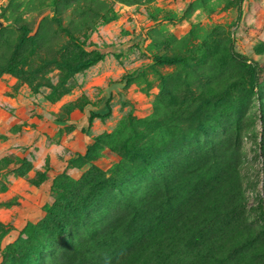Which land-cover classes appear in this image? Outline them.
Returning a JSON list of instances; mask_svg holds the SVG:
<instances>
[{
  "label": "rangeland",
  "instance_id": "rangeland-1",
  "mask_svg": "<svg viewBox=\"0 0 264 264\" xmlns=\"http://www.w3.org/2000/svg\"><path fill=\"white\" fill-rule=\"evenodd\" d=\"M0 19V264H123L105 236L161 231L143 264H264V0H0Z\"/></svg>",
  "mask_w": 264,
  "mask_h": 264
},
{
  "label": "trees",
  "instance_id": "trees-1",
  "mask_svg": "<svg viewBox=\"0 0 264 264\" xmlns=\"http://www.w3.org/2000/svg\"><path fill=\"white\" fill-rule=\"evenodd\" d=\"M236 58H238L241 62L243 63H246V59L245 58H239L238 57V54L233 52L232 53ZM155 60L159 63H162V62H169L170 61V58L169 57H166V56H155ZM107 106V111H105V113H108L109 111V106ZM96 113V112H95ZM96 114L98 115H102L104 113H99L97 112ZM53 207L50 208V210L48 211V213L51 214V211H52ZM162 232V233H161ZM159 233H161V236H164L165 232L164 231H161ZM158 233V234H159ZM156 235L155 237H153L152 235H148V238H147V241L144 242V243H140L139 245L136 244V241L135 242H132L130 243V246L127 247V248H121L119 247V239L117 238V235L116 233L114 235H109V236H105L104 238L105 239H109L110 237H113L111 240L112 242L110 244L107 243V241L103 242L100 244V246H107L108 248L107 249H103L101 248V253H99V257H100V254L101 255H106V254H109V253H112V254H115L116 256H114L115 260H120L121 263L123 264H135V252L137 254V256L140 258L141 256H143V259H140L138 262H140L141 264L144 263V259L148 256H152L151 254L154 253V251H157L158 248H161L160 245L159 247H157L158 245V240L160 237V234L159 235ZM71 244L74 245V248L76 247L75 245L77 243H79V240H78V237H76V235H72L71 237ZM73 240V241H72ZM74 242V244H73ZM116 250H118V255L115 253ZM78 252V255H83V256H86L87 257V254L88 253H83L84 252V249L82 250H77ZM75 255L74 256V261L78 258L76 257V254H73ZM97 255V254H96ZM126 255H129V256H132L134 257V260H132L133 262L129 261L127 258H126ZM81 256H80V259H81ZM98 257V255H97ZM87 264V262H85ZM84 263V264H85Z\"/></svg>",
  "mask_w": 264,
  "mask_h": 264
},
{
  "label": "water",
  "instance_id": "water-1",
  "mask_svg": "<svg viewBox=\"0 0 264 264\" xmlns=\"http://www.w3.org/2000/svg\"><path fill=\"white\" fill-rule=\"evenodd\" d=\"M3 26V20L0 19V28Z\"/></svg>",
  "mask_w": 264,
  "mask_h": 264
}]
</instances>
